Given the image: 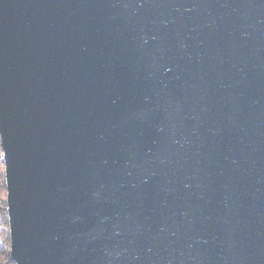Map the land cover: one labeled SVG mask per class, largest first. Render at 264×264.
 I'll return each mask as SVG.
<instances>
[{
  "label": "water",
  "instance_id": "95a60500",
  "mask_svg": "<svg viewBox=\"0 0 264 264\" xmlns=\"http://www.w3.org/2000/svg\"><path fill=\"white\" fill-rule=\"evenodd\" d=\"M13 264H264V0H0Z\"/></svg>",
  "mask_w": 264,
  "mask_h": 264
},
{
  "label": "trees",
  "instance_id": "16d2710c",
  "mask_svg": "<svg viewBox=\"0 0 264 264\" xmlns=\"http://www.w3.org/2000/svg\"><path fill=\"white\" fill-rule=\"evenodd\" d=\"M5 203L0 201V241L8 243V233L3 228H7L8 223L6 220ZM0 264H12L9 259V253L6 250L0 249Z\"/></svg>",
  "mask_w": 264,
  "mask_h": 264
},
{
  "label": "rangeland",
  "instance_id": "374dc122",
  "mask_svg": "<svg viewBox=\"0 0 264 264\" xmlns=\"http://www.w3.org/2000/svg\"><path fill=\"white\" fill-rule=\"evenodd\" d=\"M4 167H3V162H2V152L0 149V201H3L5 203V186H4ZM7 220V217H6ZM4 230L7 231L8 233V226L7 228H3ZM0 249L6 250L9 253V239L8 243L6 241L1 242L0 241ZM9 259H10V254H9ZM11 261V260H10ZM13 264V262L11 261Z\"/></svg>",
  "mask_w": 264,
  "mask_h": 264
}]
</instances>
